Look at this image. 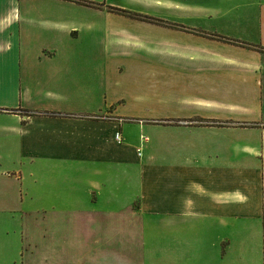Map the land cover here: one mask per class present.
I'll list each match as a JSON object with an SVG mask.
<instances>
[{
	"label": "crops",
	"instance_id": "crops-1",
	"mask_svg": "<svg viewBox=\"0 0 264 264\" xmlns=\"http://www.w3.org/2000/svg\"><path fill=\"white\" fill-rule=\"evenodd\" d=\"M82 1L0 0V264H264V0Z\"/></svg>",
	"mask_w": 264,
	"mask_h": 264
},
{
	"label": "rangeland",
	"instance_id": "rangeland-1",
	"mask_svg": "<svg viewBox=\"0 0 264 264\" xmlns=\"http://www.w3.org/2000/svg\"><path fill=\"white\" fill-rule=\"evenodd\" d=\"M74 2H76V1H74ZM87 2H91V1H87ZM112 2L114 3V5L113 6H109L108 8L113 7V8H117V9H120V10H124V11L130 12L132 14L141 15L142 17L156 19V20H158L160 22L163 21L162 19L157 18L154 15L144 14V13H140L139 11H136V10L140 9V7H138V6L134 7L136 10L134 8L131 9L132 8V6H131L132 4L130 2H126L125 0H112ZM77 3H79V2H77ZM91 3L96 4L99 8L103 5L102 3H104L105 5L107 4V3L103 2V1L101 3L102 5L99 4V3H96V2H91ZM98 7H96V8H98ZM116 14L120 15V16H124V17L130 18V19H134V18H131V17L126 16L124 14H119V13H116ZM134 20H137V21H140V22H143V23L147 24L148 26L146 27V29H148V30H150L149 28H150L151 25H154V26H156V25L160 26L161 25L160 23H152V22H149L147 20H140V19H134ZM164 23H166V22L164 21ZM123 27L127 28V25L122 26L118 22L114 23V29H115V33L113 34V40L114 41H117L121 37H124V35L120 34V33H122V32H120V30ZM102 46H105V47L109 46L110 47L111 45H100V47H102ZM122 55H123L122 47L120 45H115V50L108 57H114V60L117 61L116 64H122L119 61H123V60L126 59L125 57H122ZM121 70H122V73H120V77L123 78V79H128V78L140 79L143 76L144 73L145 74L147 73L146 72V67H144V66H129V65H126V64H122ZM152 122H153V120H152ZM134 132L135 131L132 130V136L133 135L137 136V134L134 133ZM140 139H142V141L145 142L147 140V137L141 136Z\"/></svg>",
	"mask_w": 264,
	"mask_h": 264
},
{
	"label": "trees",
	"instance_id": "trees-1",
	"mask_svg": "<svg viewBox=\"0 0 264 264\" xmlns=\"http://www.w3.org/2000/svg\"><path fill=\"white\" fill-rule=\"evenodd\" d=\"M72 1H76V2H79L81 4H85V5L92 6V7H98L96 4L91 3V2H87V1H81V0H72ZM109 10L112 11V12H115V13L124 14V15L129 16V17L134 18V19L147 20V21L152 22V23H160L161 25L172 26L171 24L164 23V21L160 22V21H158L156 19L142 17L141 15L132 14L130 12H127V11H124V10H120V9H117V8L110 7ZM218 39L226 41V42L227 41L228 42L232 41V40H230L228 38H224V37H218ZM232 42H235V43L240 44V45H249V44H246V43H243V42H240V41H236V40H233ZM255 48L264 51V49L262 47H255Z\"/></svg>",
	"mask_w": 264,
	"mask_h": 264
},
{
	"label": "built area",
	"instance_id": "built-area-1",
	"mask_svg": "<svg viewBox=\"0 0 264 264\" xmlns=\"http://www.w3.org/2000/svg\"><path fill=\"white\" fill-rule=\"evenodd\" d=\"M115 138H116L117 141H119V140H120V135L117 133V134L115 135Z\"/></svg>",
	"mask_w": 264,
	"mask_h": 264
}]
</instances>
